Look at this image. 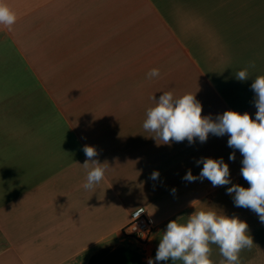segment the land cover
I'll return each instance as SVG.
<instances>
[{
    "label": "crops",
    "instance_id": "crops-1",
    "mask_svg": "<svg viewBox=\"0 0 264 264\" xmlns=\"http://www.w3.org/2000/svg\"><path fill=\"white\" fill-rule=\"evenodd\" d=\"M78 75L80 104L50 90ZM143 209L146 242L122 233ZM130 239L146 264H264V0H0V264Z\"/></svg>",
    "mask_w": 264,
    "mask_h": 264
},
{
    "label": "rangeland",
    "instance_id": "rangeland-1",
    "mask_svg": "<svg viewBox=\"0 0 264 264\" xmlns=\"http://www.w3.org/2000/svg\"><path fill=\"white\" fill-rule=\"evenodd\" d=\"M145 71H142L140 74L138 75H133L134 76V82L138 81V79L142 78V81H146L145 80ZM22 75H25V76H19L20 77H23L25 78L27 76V74H22ZM51 77H54V76H49V78ZM74 77H77V80L74 81ZM132 77V76H131ZM70 78V79H69ZM139 79V80H140ZM33 80H34V77H33ZM79 81H81V83H84L83 79H82V76L78 75V76H65V83L63 84L62 80L60 81V83L58 84L57 82V77L55 76L54 79L52 81H50V87L52 89H50L54 94H55V89L57 88H61L62 90H70L69 93L72 94V96L74 95V98L70 96L71 99H74L73 101H75L76 104H80V101L81 99H88L89 98V94L92 92V91H83L85 89H75L76 87L74 85H77L79 83ZM34 82V81H33ZM144 89L142 90V100H143V103H142V106L145 107V108H149L151 107L152 105H149L150 103V97L149 95L154 93V90L151 89L150 87H143ZM82 91V92H81ZM80 93H82V96H80ZM58 100L63 104V95H60V97H58ZM74 103V104H75ZM75 104V105H76ZM132 242H135L134 240L130 239L129 240H126L125 243H128L129 245H126V246H129V248L139 252V254H142L141 250L140 249H136L134 247L131 246V243ZM136 243V242H135ZM134 244V243H132ZM137 244V247H139V244ZM135 245V244H134ZM141 252V253H140ZM107 253V250L106 251H103L101 252V255L104 256V254ZM120 252H117L116 250H113L112 251V254H113V257H110V258H106L104 259L103 261L97 263V261L94 263V264H142L141 262L144 261L143 259V256L144 254H142V257H141V260L138 258L135 257V255H129L130 258L126 259L128 257V255H126V253H121V256L119 255ZM115 256V257H114Z\"/></svg>",
    "mask_w": 264,
    "mask_h": 264
},
{
    "label": "built area",
    "instance_id": "built-area-1",
    "mask_svg": "<svg viewBox=\"0 0 264 264\" xmlns=\"http://www.w3.org/2000/svg\"><path fill=\"white\" fill-rule=\"evenodd\" d=\"M155 223L148 210L138 211L134 217L122 228L125 235L134 236L141 242H146L150 237Z\"/></svg>",
    "mask_w": 264,
    "mask_h": 264
},
{
    "label": "trees",
    "instance_id": "trees-1",
    "mask_svg": "<svg viewBox=\"0 0 264 264\" xmlns=\"http://www.w3.org/2000/svg\"><path fill=\"white\" fill-rule=\"evenodd\" d=\"M116 251L117 252H120L119 253V255L121 256V253L123 254V253H126V255H128V257L126 258V259H128V258H130V256L129 255H135V257L138 259H140L141 260V257H142V254H139V252H137V251H135V250H133V249H131V248H129L128 246H121V247H119V248H117L116 249ZM141 253V252H140ZM101 254V253H100ZM99 254V255H100ZM115 257V256H114ZM122 257V256H121ZM142 261V260H141ZM142 264H146V261L144 260L143 262H141Z\"/></svg>",
    "mask_w": 264,
    "mask_h": 264
}]
</instances>
